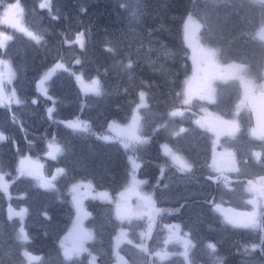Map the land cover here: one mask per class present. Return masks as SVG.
Instances as JSON below:
<instances>
[{"label": "rangeland", "instance_id": "374dc122", "mask_svg": "<svg viewBox=\"0 0 264 264\" xmlns=\"http://www.w3.org/2000/svg\"><path fill=\"white\" fill-rule=\"evenodd\" d=\"M35 1L39 7L41 4L50 5L49 10L56 17L53 0ZM130 1L125 23L103 36L114 49L119 50V55L105 67L98 63L87 64L83 53L75 52L70 46L60 54L61 47L52 43H45L43 48L48 50L52 59L59 56L58 60H43L39 66L33 60V43L36 34L50 32L44 26L43 14L33 10L24 0H11L12 5L0 13V107L4 108L0 117V134L6 133L9 140H0V151H3V156L14 152L12 146H15L16 130L21 134L27 128L29 131L25 133L36 137L31 128L37 124L36 128L50 122L45 137L66 138L62 143L63 149L59 144H52L48 149L52 161L62 154L66 167L65 171L55 165L52 178L51 173L46 176L42 173V162L30 157L34 150H42L44 144L33 148L34 140H26V150L23 153L19 151V158L12 160L11 164L0 156V196H4L0 200V264H109L112 257V264H136L142 258L140 250L134 248L124 252L122 249V254H119V247L125 246L126 237L137 240L152 229L150 208L143 209V196L155 199L154 190L161 179L158 177L157 182L154 171L152 183L143 191V158L155 155L159 125L171 124L170 119H161V107L172 109L176 94L191 96L194 84L207 76L211 81L216 78L210 92L213 103L219 101V89L223 86V89L227 88L225 95L233 92L238 96L236 106H244L259 78L264 77V69L258 64L264 65L263 0L236 4L219 0L190 3L198 6L195 13L183 18L180 38L184 46L180 50L175 41L171 42L166 34H160L162 29L167 34L173 32L166 27L167 22L163 18L174 19L179 14L168 12L164 17L160 15V19L150 21L156 12L149 6L146 8L145 0ZM228 6L234 10L222 13ZM87 10L83 4L75 14L66 15L65 25L71 30L67 36L68 44L74 41L80 47L76 37L84 34L83 26L89 20ZM72 30H78V35L73 37ZM183 57H187L188 69H185ZM253 60L259 65L257 71L251 63ZM129 63L131 67H127ZM57 64L63 67H57ZM146 67L155 71L157 77L148 79L141 72ZM109 69H112V79L106 76ZM45 75L48 79L41 84ZM97 78L100 94L90 90L91 82ZM141 93L144 94L143 100ZM214 114L219 116V112ZM22 121L25 127L21 126ZM243 122L247 129L245 120ZM226 132L229 138L237 134V131L232 133L229 127ZM249 137L259 140V163L253 161L252 148L247 149L241 144L237 148L228 143L227 150L231 153L233 150L237 156L249 157L251 163H244L247 171L262 173L264 137L255 130L249 132ZM215 139L212 138L213 145ZM253 139H247L249 145ZM247 140H243L244 143ZM101 153H105L107 158L103 159ZM134 164L139 167H134ZM108 168L116 170L109 172ZM74 169L79 172L74 173ZM65 174L68 176L62 182L61 176ZM92 174L96 175L95 179L91 178ZM113 178L116 184L113 185L114 195L110 196L112 191L108 183ZM45 183L50 186L45 187ZM41 187L51 190L45 192ZM30 190L37 192L31 204L24 200ZM244 191L247 197L244 198L242 216L237 218L224 210L217 215L234 221L241 219L242 235L251 231L256 236H244L245 264H264L261 243H264V226L260 224L264 218V207H260L258 212L249 210L250 204L256 203L254 193L246 187ZM17 192L18 195L15 194ZM214 211L210 213L216 214ZM190 214L197 224H201L200 210L195 209ZM14 220H20V223L12 227ZM30 225H35V229ZM190 231L191 235L210 234L206 225L196 227L193 224ZM42 234L48 235L53 245L47 244L50 240L39 237ZM177 234L183 235L179 228ZM34 238L36 243L41 241L39 249H43V243L47 245L46 255L30 251V246H27L28 250L24 249L27 243L35 241ZM253 246L258 247L253 250Z\"/></svg>", "mask_w": 264, "mask_h": 264}, {"label": "flooded vegetation", "instance_id": "af4514ba", "mask_svg": "<svg viewBox=\"0 0 264 264\" xmlns=\"http://www.w3.org/2000/svg\"><path fill=\"white\" fill-rule=\"evenodd\" d=\"M251 1L253 0H219L224 3H250ZM215 79L211 81L210 76L202 77L192 87L191 96L185 97L182 94H176L172 109H167L164 106L160 109L161 119L168 118L171 120V124L162 123L159 125L155 155L143 158L145 160L143 191L152 183L154 171H156L157 182H159L158 177L161 179L158 187L154 190V194L157 195L155 199L149 198L148 195L143 196V209L150 208L149 212L153 209L159 211L156 218L152 219V223H150L152 229L149 233L139 239L136 238L137 240L126 237L125 246L119 247V254H122V249H125L124 252H129L134 248L140 250L142 258L136 264L149 261L154 264H245V238L242 235L241 219L235 221L230 217L224 219L217 214L224 210L235 214L237 218L238 215L242 216L244 198L247 197V194L244 193L245 187L254 193L256 202L250 204L249 210L258 212L260 207H264V189L261 194L260 191L254 190L248 182V179H254L259 183H264V172L247 171L244 163H251L249 157L237 156L233 154V150L232 153L227 150L228 143H233L237 148H239V144L247 149L252 148L253 161L259 163L260 143L258 139L249 137V132L254 130V127L247 103L244 104L245 108L243 104L236 106L237 100L235 99L238 96H235L233 92L229 95L224 94L223 97L220 95L219 101L216 100L213 103L210 92ZM255 87L253 91L261 89L259 81ZM222 89L223 86L219 91ZM226 89L224 88V90ZM213 110L219 112L218 117ZM243 119L247 127H250L249 130L244 127ZM168 127H172V129L168 130ZM227 127L232 133L237 131V134H232L231 138L226 137ZM246 133L248 136H245ZM2 135L4 139L1 142H9L7 134ZM234 136H237V139ZM213 137H216L214 145L212 144ZM247 139H253L252 145L248 144ZM243 140H247L246 143ZM23 142L27 146L28 142L26 140ZM254 142L255 144H253ZM13 143L16 147L19 146L18 141L14 140ZM62 143H64L62 140L54 142L47 140L42 151L36 149L30 155L35 158L36 162H42L40 166H42L41 170L45 176L51 173L52 178V168L55 169V166H52L53 161L48 149L52 144H59L63 149ZM165 146L169 150L167 155L164 151ZM33 148H36L35 145ZM17 152L19 153V150ZM2 154L1 150L0 156ZM173 157H179L181 161L191 166L190 169L182 171L181 164ZM56 158L58 161L64 159V156L60 154ZM60 168L66 171L65 166H60ZM66 176L67 174L61 176L62 182ZM95 177L91 178L95 179ZM115 182L114 178L108 183L109 186L112 185L110 196L114 195L113 185ZM41 188L45 192L51 190ZM195 209L201 212L203 217L201 224H197L196 219L190 214ZM213 209L216 214L212 215L210 212ZM169 219L172 220L168 221ZM231 221H234L238 226ZM154 224H156V228H153ZM193 224L196 227L208 226L210 234L191 235L190 228ZM178 228L183 235L177 234ZM210 244L215 245V250L209 247ZM120 256L123 258V255ZM113 261L114 257L109 264H112Z\"/></svg>", "mask_w": 264, "mask_h": 264}, {"label": "trees", "instance_id": "16d2710c", "mask_svg": "<svg viewBox=\"0 0 264 264\" xmlns=\"http://www.w3.org/2000/svg\"><path fill=\"white\" fill-rule=\"evenodd\" d=\"M24 1L33 10L35 9L36 11H39L43 14L41 15V17L44 19V24H45L44 26L50 29V32L48 33L46 31V32H40V34H36V39H35V42L33 43V46H35V56H33V60L38 62L39 66H40L41 61L43 60H46L47 62H51L53 60L57 61L59 57L57 56V58L52 59L48 50L43 48V45L45 43H49V44L52 43L54 45H57L58 47H61L60 54L62 53L63 50H66L68 46L72 47L75 52L81 51L83 53L84 62H86L89 65L98 63L101 66L105 67L112 58L117 57L119 55L118 48L114 49L110 45L109 41L103 36L108 33H111L114 29H117L122 23H125V21L127 20V13L129 12L130 7H131L130 0H90V2L88 3L86 2V0H53L52 3H54V6H55L56 17L53 15V12L49 10L50 5H48V7L46 8H41L38 6L37 1L35 0H24ZM192 2H200V1L199 0H167L166 2L165 1L162 2L161 0H145V3H144L146 8H148L149 6L151 8L150 9L151 11L156 12V15H153L149 19L150 21L152 19L153 20L160 19V15L164 17L168 12L170 13L175 12V14H179V17L174 18V19L169 18V17L163 18V20L167 22L166 27L168 29H171L173 32H170L169 30L170 34H167L166 30L164 29H162L163 31L160 32L161 35L166 34V37L169 41L171 42L175 41V45H177L178 50L182 49L181 46H184L183 45L184 43L182 42L180 38L183 18L189 13H192V12L195 13V10L198 6L197 4H190ZM83 4L85 5V7H88L87 11L89 12V20L85 21V25L83 26L84 34L82 36V39H83L84 46L83 48H80L78 44L74 41L68 44L70 40L67 38V36L71 32V30L68 29V27L65 25V19H66V15L75 14V12H78L80 10V7ZM11 5H12L11 0H0V13L7 10L9 6ZM227 8L228 9H224L222 13H224L225 11L230 12L234 10V8L229 7V6ZM233 13L237 14V12H233ZM0 28H2L1 25H0ZM78 33H79L78 30L77 32L72 30L73 37L78 35ZM41 38L44 41H42ZM108 49H111V51H108ZM183 60H184V63L186 64L185 69H188L189 66L186 61L187 57H183ZM178 63H180V61H178ZM251 63L252 65L256 66V71L259 70V65L262 67V70L264 69V65L261 62L258 63L259 65L256 64L255 60L251 61ZM70 65H71V62L69 61V66ZM69 68L71 70V67ZM111 70L112 69H109V73L108 75H106L107 77L109 76V79H112ZM141 72L145 76H147L148 79H154L155 77H157V73L155 71L150 70L147 67L142 69ZM102 75L103 74H101V77ZM90 76H94V74H90ZM150 76H154V77H150ZM262 79L263 77L259 78L258 80L259 84L261 83ZM121 81H122V84H124V80L120 79V82ZM260 87L261 89L264 88V82L260 84ZM224 92L225 90L222 89L220 95L224 96ZM2 111H4V108L0 107V117H2ZM56 117H58V115H56ZM49 124L50 122L46 124H42L38 128H36L38 124L34 125L35 127H32L31 129H33L35 133L37 134L36 137H32L31 135L26 134L25 132L29 131L27 128L21 133L22 135L20 134L18 130H16L15 133H19V136L15 137L16 141H18L19 148L17 149L16 146H13L14 152L10 151L8 154L4 156L2 154V158L4 157V161L8 162V164H11L12 160L16 161V159L19 158V153L17 152V150H19L21 153L24 152L23 150H26L25 142H23V140H34L36 148L39 146H42L46 142L45 140H48V142L59 141L58 139H54V137L52 136L45 137L44 133L47 132ZM21 126H25V123L23 121L21 122ZM51 129L52 127L50 126L49 130ZM65 139H63L62 141L63 142L66 141ZM40 142H41V145H39ZM78 148H82V146ZM40 151L42 150L40 149ZM101 156L103 159L107 158V155L105 153H101ZM63 161H64L63 158L58 160L57 162L53 160L52 166H55V165L59 167L65 166L63 164ZM114 167H117V165H114ZM111 170L112 169L108 168L109 172ZM115 170H112V172H114ZM94 173L97 175L96 172ZM96 175H93L91 177L94 178ZM109 187H112V185H110ZM18 192L15 194L18 195ZM36 193L37 192H35L34 190H30V193L26 192L25 194L26 197L24 198V200H29V204H31L33 199L37 197ZM2 196H0V200L4 199V196L3 198ZM262 216H263V213H262ZM95 217H96V213L94 212V218ZM7 222L10 223L9 220H7ZM16 223H20V220H14L13 222H11L12 227H14V224ZM260 224L264 226V218ZM30 227L35 229V225H30ZM244 236L256 237L251 231L250 232L245 231ZM39 237L50 240V242H47V244L53 245V241L49 238L48 235L42 234ZM40 243H41L40 240L39 242L36 243V239H35V241H31L27 243V245H25L26 247L24 246V249L28 250V247L30 246L29 247L30 251L38 255H41V256L43 254L46 255L47 245L45 246V243H43L44 244L43 249H39L38 245H40ZM54 243L57 244L58 242L54 241ZM261 243L264 247V243L263 242ZM36 244L37 246L35 247Z\"/></svg>", "mask_w": 264, "mask_h": 264}, {"label": "water", "instance_id": "95a60500", "mask_svg": "<svg viewBox=\"0 0 264 264\" xmlns=\"http://www.w3.org/2000/svg\"><path fill=\"white\" fill-rule=\"evenodd\" d=\"M264 82V79L262 80ZM247 106L251 112L252 123L255 131L264 136V90H255L251 92L247 98ZM248 182L251 184L254 190L260 191L264 189V183H259L254 179H248ZM159 210H152L151 215L154 218ZM138 264H145L140 262ZM147 264H154L152 261H149Z\"/></svg>", "mask_w": 264, "mask_h": 264}, {"label": "snow or ice", "instance_id": "6c2138e0", "mask_svg": "<svg viewBox=\"0 0 264 264\" xmlns=\"http://www.w3.org/2000/svg\"><path fill=\"white\" fill-rule=\"evenodd\" d=\"M40 7H41V8H46V7H48V5H47V4H41ZM82 11H86V10H83V9H82ZM82 36H83V34L81 33V34H79V35L76 37V40H77V42L79 43V45H80L81 48H83V46H84ZM108 51H111V49H108ZM76 63L79 64L80 61L77 60ZM57 67H63V65L57 64ZM127 67H131V63H129V64L127 65ZM47 79H48V76L45 75L44 78H43V80L40 81V83L43 84L44 80H47ZM78 79H79V77H78ZM99 85H100V81H99V79H98V78H97V79H94V80L91 82V88H90V90L96 92V94H100V88H99ZM140 96H141V100H143V98H144V94L141 93ZM33 102L35 103V101H33ZM17 103H20V101L17 100ZM3 139H4L3 135L0 134V140H3ZM105 139H106V138H105ZM125 147H127V145H125ZM164 151H165V154H166V155H167L168 152H169V150L167 149L166 146H165V148H164ZM173 159H175L179 164H181V170H182V171H183V170H186V169H190L191 166L188 165V164H185L183 161H181V160L179 159V157H173ZM133 166H134V167H139L138 164H134ZM61 171H62V170H61ZM44 186H45V187H48V186H50V185L47 184V183H45ZM231 222H232L234 225H236L234 221H231ZM236 226H238V225H236ZM21 231H23V230H21ZM25 238H26V237H25ZM209 247L212 248L213 250H215V245H214V244H210ZM256 247H258V246H253V250H255Z\"/></svg>", "mask_w": 264, "mask_h": 264}]
</instances>
